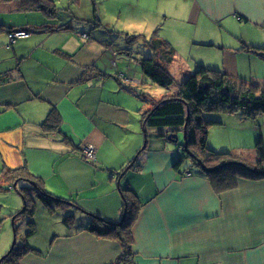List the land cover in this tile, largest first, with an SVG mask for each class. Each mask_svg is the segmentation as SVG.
<instances>
[{
  "label": "crops",
  "instance_id": "obj_1",
  "mask_svg": "<svg viewBox=\"0 0 264 264\" xmlns=\"http://www.w3.org/2000/svg\"><path fill=\"white\" fill-rule=\"evenodd\" d=\"M147 1L143 13L153 19L150 37L156 31L166 40L175 50V61L177 50L190 48L195 27L218 24L233 30L229 20L232 25L253 23L264 29V0ZM62 23L69 28L45 29ZM0 24L5 31L21 26L29 30L22 43L8 42L7 32L0 36V186H8L6 169L25 167L42 179L47 192L73 200L76 211L112 222L124 216V197L135 200L138 209L131 225L135 264H264V177L238 178L234 188L218 193L199 170L191 171L182 161L175 168L180 152L166 142L171 141L143 129L141 113L150 105L140 106V98L128 89L141 85L119 72L118 84L132 97L116 94V85L96 69L94 44L87 45L106 46L104 51H113L114 57L129 59L133 50L123 38L118 43V36L101 30L97 15L79 18L69 10L39 24L29 20ZM71 37L79 43L85 40L82 46L87 45L89 52L77 58ZM198 41L211 44L212 39ZM249 45L262 46L258 38L218 48L229 76L234 77L241 63L264 62L259 53L243 49ZM121 79L128 85H121ZM51 108L59 114V129L46 132L40 123ZM220 117L224 124L228 116ZM210 129L208 145L213 144ZM85 144L95 149L93 161L80 156ZM76 216L80 217L77 212ZM88 223L84 218L78 225L64 223L65 230L53 233L44 251L35 248L22 263L123 264L116 262L119 241L88 232Z\"/></svg>",
  "mask_w": 264,
  "mask_h": 264
},
{
  "label": "trees",
  "instance_id": "obj_2",
  "mask_svg": "<svg viewBox=\"0 0 264 264\" xmlns=\"http://www.w3.org/2000/svg\"><path fill=\"white\" fill-rule=\"evenodd\" d=\"M17 1L19 7L24 10H42L48 17L58 16V9L50 0H6ZM41 28V27H40ZM69 28L68 23L46 26V30L55 31ZM3 29L0 24V31ZM15 31L29 32L23 26L6 29L7 34ZM118 36L113 33V38ZM138 36L124 35V43L127 48L133 50V42ZM138 54L141 55L139 63L144 75L152 82L167 91L175 86L173 93L166 92L159 100L150 101V108L141 113L143 129L153 130L158 137H165L170 133L183 132L186 123L185 134L188 153L181 150L180 159L175 168L182 161L183 156L192 157V161L200 169V173L207 177L212 188L220 193L234 188L238 178L259 179L264 177V143L258 140L256 143V155L252 162L243 161L239 156L231 152L216 151L207 144V133L211 126L222 124L220 114L238 113L241 118L255 119L257 115L264 113V85L252 82L247 87L244 80L229 76L218 67L198 64L191 71L181 70V77L176 79L169 71V66L175 61V50L164 39L159 38L156 31L147 40L143 39ZM246 52L263 50V46L249 45L243 48ZM264 59V54L259 53ZM143 102H148L146 95L139 90L129 87ZM213 113L212 117L206 114ZM188 116V118H187ZM60 117L54 108H51L46 118L40 123V127L46 131L59 129ZM156 129V131H155ZM158 130V131H157ZM183 146V143L180 145ZM242 162V163H241ZM249 163V164H248ZM5 182L9 186H0V190L15 188L17 193L23 196L24 212L33 214L36 198L41 203L55 211L58 208L75 205L71 199H64L47 192L43 187L42 179L32 174L28 168L6 169L3 173ZM16 185H13V183ZM21 182L27 185H18ZM36 197V198H35ZM126 207L124 216L117 222H112L91 214V220L86 230L99 237L116 238L121 246V254L117 263L135 264L133 261L131 225L136 218L138 204L124 197ZM72 203V204H70ZM76 207V206H72ZM21 213H19L20 215ZM63 221L67 226L74 220L72 215L66 216ZM72 219V220H71ZM30 229L26 236L35 233V223L28 222ZM14 232L17 235L16 226ZM36 250L25 240L17 246L16 241L10 250L2 256L0 264H23L22 257Z\"/></svg>",
  "mask_w": 264,
  "mask_h": 264
},
{
  "label": "rangeland",
  "instance_id": "obj_3",
  "mask_svg": "<svg viewBox=\"0 0 264 264\" xmlns=\"http://www.w3.org/2000/svg\"><path fill=\"white\" fill-rule=\"evenodd\" d=\"M153 1L154 0H151V4H153ZM50 2L59 9L57 12L60 14L61 11L69 10L79 18L92 19L94 14L97 15L102 22L100 29L103 30V28H107V34H110L112 37L113 33H117L118 37L116 38L118 43H122L121 38H124L126 33L138 36L134 39L133 51L129 59L114 57L113 51H104L106 46L101 48L95 43H89L87 45L94 44V48L96 49L94 55L97 56L95 62L96 69L98 72H101L104 79H108L116 85V94H128L132 97V92L123 89L116 80V78H118L117 74L121 72L124 77H127L126 79L134 78L142 82H140L141 86L139 85L140 88L138 89L131 86L137 91L141 90L146 95V99H148V102H143L139 99L140 106H146L147 103L150 105V101L159 100L164 96L167 90L164 87L152 83L142 72L138 60L141 55L138 54V49H136L141 47L143 37L149 39L153 31L149 28L153 19H151L149 15L146 16L143 13V8L147 6V0H50ZM13 3L15 2L0 0V20H3L5 23L10 21V23L12 22L19 25L29 20L32 21V23L39 24L44 18L48 19L47 16L44 14L42 15V10H24L19 7V3H15L18 6H15ZM6 4L8 5L7 9L5 8ZM9 6L11 8H9ZM94 9H96V11ZM226 22L233 30H226L221 28L218 24H214L210 27H195L197 35L190 48L187 47L180 51L177 50L176 61L169 66V71L176 79L180 77L179 66H181V63L184 68L183 70L189 69V71H193L197 67V64L202 61L207 66L216 65L224 71L223 50L218 49L222 45H225V47H234L233 45L236 44H238V46L242 45L244 39L250 40L259 38V42L264 48V29H259V27L253 23H235L232 25L233 23L229 24V20H226ZM160 28L159 34L163 32L164 26L162 25ZM209 30L210 32L207 33L206 31ZM5 33L6 31L3 28V30L0 31V36H5ZM25 37H29V32H26V35L23 37L15 38L13 43L15 40H17L18 43H22L26 40L23 39ZM242 37H244V39H242ZM71 38L70 41L74 42L76 47H78L75 51L77 58L89 52L87 45H84V47L82 46L85 40H81L79 43L76 38ZM116 38L114 40H116ZM201 38L207 41H211L212 39V46L208 45L210 43H199L201 41H198V39ZM114 47L116 48L117 46ZM255 51L257 54H264V49H256ZM112 54L113 60L115 59V64L113 65L111 64ZM236 70L238 72L235 73L234 78L238 79L239 82L244 78L242 84L246 83L245 85L248 87L253 80L259 83V86L263 87V61L256 60L251 66L241 63L237 66ZM120 84L124 86L128 85L122 79ZM174 91L175 86H172L169 93H173ZM224 114L228 116L227 119L224 117V124L211 126L209 139L212 140L213 144L209 141V148L222 152L228 151L239 156L243 161L252 162L256 155L255 146L257 141L262 139L264 143V113L257 115L255 119H242L238 113H234L231 116L228 115V113ZM206 116L212 117L213 113H208ZM149 131L152 132L153 130L149 129ZM146 141L147 139L144 138L141 148L144 147V144H146L144 142ZM166 142L181 153V150L184 149L183 146H180L183 143V132L178 134V141H176V143L172 141ZM191 158L192 157L183 156L182 165L188 167L191 171L200 170L198 166L193 163ZM25 184L26 183L21 182V184L18 185ZM35 200L34 213L27 214L23 210V196L18 194L15 188L0 190V259L10 250L14 238L17 246L22 245L26 240L30 246L37 250L44 251L49 245L53 233L65 230L63 221L66 216H73L74 220L71 223H74V225L80 224L81 218L86 219L87 222L91 220L89 215L76 211L72 206L61 207L53 211L45 207L37 198ZM76 212L80 217L76 216ZM19 213L21 214L19 215ZM28 222L35 223V233L30 236H26V232L30 229ZM14 226H16L17 235L14 232Z\"/></svg>",
  "mask_w": 264,
  "mask_h": 264
},
{
  "label": "built area",
  "instance_id": "obj_4",
  "mask_svg": "<svg viewBox=\"0 0 264 264\" xmlns=\"http://www.w3.org/2000/svg\"><path fill=\"white\" fill-rule=\"evenodd\" d=\"M24 35H26V33L22 32V31H15V32L7 34L10 42H13L15 38L23 37ZM121 77H123V76L121 75ZM131 82L134 85H140V82L137 79H132ZM79 153H80V156H82L84 159H86L88 161H93L95 159V149L90 144L82 145L80 147Z\"/></svg>",
  "mask_w": 264,
  "mask_h": 264
},
{
  "label": "water",
  "instance_id": "obj_5",
  "mask_svg": "<svg viewBox=\"0 0 264 264\" xmlns=\"http://www.w3.org/2000/svg\"><path fill=\"white\" fill-rule=\"evenodd\" d=\"M208 45H211V44H208ZM187 118H188V116H187ZM185 128H186V123L183 126V147H184V151L188 153L187 141H186V138H185L186 137ZM167 139L170 140V141L176 142L177 139H178V136H177L176 133H170L169 135H167ZM118 182H119V180H118ZM70 204H72V203H70ZM72 206H75V205L72 204ZM14 243H15V238H14V241H13L12 245H14Z\"/></svg>",
  "mask_w": 264,
  "mask_h": 264
}]
</instances>
